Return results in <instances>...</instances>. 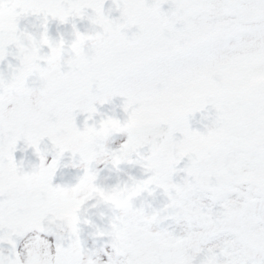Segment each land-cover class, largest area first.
I'll use <instances>...</instances> for the list:
<instances>
[{"label":"snow or ice","instance_id":"6c2138e0","mask_svg":"<svg viewBox=\"0 0 264 264\" xmlns=\"http://www.w3.org/2000/svg\"><path fill=\"white\" fill-rule=\"evenodd\" d=\"M104 3L17 0L14 5L17 15L42 14L45 25L48 17L61 23L86 17L96 30L87 39L92 54L78 59L70 80L57 71L45 81L36 90L35 107L31 73L18 76L10 103L3 99L0 74V245L14 250L17 238L33 233L23 257L13 251L10 259L0 257V264H82L79 209L97 197L120 209L110 221L111 251L100 264H264V80L252 79L264 76V0H112L119 12L114 19L104 13ZM11 26L15 29L18 19ZM133 27L138 31L128 35ZM42 28V43L51 47ZM73 29L75 39L84 38L75 24ZM224 66L235 69L227 83L217 76L215 91L152 124L134 127L129 118L124 124L128 140L106 153L114 165L137 163L131 155L148 145L139 163L149 175L129 179L134 190L149 195L162 190L167 203L159 211L146 214L144 207H134L119 187L95 186L89 168L71 189L53 185L59 156L77 139L87 144L96 134L94 128H77L74 112H94L97 102L119 96L131 114L132 101L211 76ZM206 106L214 110L211 122L203 131L192 129L190 120ZM60 114L64 119L57 132L49 121ZM45 135L59 147L50 161L38 148ZM208 136L215 137L211 143H195ZM19 141L40 161L23 174L32 184L15 179L22 174L13 155ZM178 171L185 176L174 183ZM70 193L78 198L68 223L59 218L65 210L56 201ZM166 221L176 227L169 230Z\"/></svg>","mask_w":264,"mask_h":264},{"label":"rangeland","instance_id":"374dc122","mask_svg":"<svg viewBox=\"0 0 264 264\" xmlns=\"http://www.w3.org/2000/svg\"><path fill=\"white\" fill-rule=\"evenodd\" d=\"M16 1V0H12ZM7 6V8H5ZM5 7L0 5V19H7L10 15H13V19H19L23 23L28 24L29 27L34 29L35 32L41 33L43 31L42 25L46 26L47 33L51 34H74L73 24H75V30L83 34H92L96 30V25L93 24L88 18H73L67 23H61L57 19L51 17L47 18V23L45 25V17L42 14H34L32 12L20 13L18 7H11V0L5 2ZM162 9L167 11L169 9V4L164 3ZM104 13L110 18H117L119 16L118 10L112 4V0H105ZM15 14V15H14ZM138 31L136 27L128 30L127 34L131 35L133 32ZM85 48L77 50L76 56L69 61L56 64L49 68L43 75L39 77L32 78L28 82V87L32 89L29 93L31 102L33 106L36 105L37 93L36 90L47 80L53 77L54 73L57 71L60 74H64L65 70L71 69L72 61L80 56L82 53H91L93 49L90 44L83 45ZM235 69L232 66H224L218 69L213 75L202 78L200 80L192 81L190 83L184 84L178 88L170 89L159 94H153L145 96L142 99L134 100L129 104L131 109V114L125 110L122 102V98L117 96L113 97L111 100L103 102L99 107H103L105 104L107 107L113 106L117 108L121 113H125L127 119H111L110 122L105 124V128L100 130L98 127L95 132H97L91 139L90 143L85 144L84 141L79 140V142L85 145L84 151L78 155L76 158L63 159L57 166L56 171L52 177L53 185L59 184L67 188H73L80 183V180L84 174L85 168H89L95 175L94 184L95 186L104 189L105 191L111 190L114 187H119L124 190L125 195L129 193H137L138 190H134L131 187V181L129 178L134 180H143L148 176V172L145 168L141 167V163H135L134 165L124 169V170H113V163L111 159L106 155L109 149H117L123 144L125 140V134H119L114 131V128L122 127L126 122L129 121L131 124L147 122L154 123L158 118L172 115L179 111L186 105L193 103L196 98L204 93H210L215 91L216 88V77H220V82L227 83L234 73ZM71 79V78H70ZM68 78V80H70ZM253 80H264V76L252 77ZM9 103V101H6ZM95 105V111H76L73 116L87 115L88 118H79V121H89L90 124L93 123L91 116L94 114H99L103 116L104 111L97 110ZM207 108V107H206ZM207 111L198 112L195 114L194 119L190 120V127L197 131H203L202 119L205 124L211 122L214 115V110L207 108ZM102 114V115H101ZM58 119V117H57ZM63 122V115L61 116ZM81 125L78 122V126ZM214 136H208L204 138L197 137L195 143H211L214 140ZM85 154L89 158L85 159ZM29 159H27V158ZM20 172L21 175L16 176V182L22 184H32V177L23 175L24 173H31L34 165L39 164V158L34 157L28 152L24 153L20 159ZM65 164L68 166L66 167ZM182 168V167H178ZM185 176L183 171H178L173 175V182L178 183ZM127 185V187H126ZM78 198L77 194L70 193L68 196L56 201V207L62 208L65 211L59 216L60 219L65 222H72L73 214L72 209L74 207V201ZM140 207H144L146 214L150 213L152 209L158 210L159 207L154 206V201L152 199L146 200L141 199ZM156 202L159 206H163L167 201L162 198H156ZM108 201L101 199L99 197L90 199L83 207L79 209V235L82 242V246L85 248L86 252L82 255V264H100V261L106 262L107 256L104 253L111 251V242L108 239V235L105 234H95L96 230H99L101 223L103 224L104 217L110 213L107 207ZM136 207V205H134ZM115 210V211H114ZM112 212V215L117 216L120 209L118 206ZM94 214L91 220L87 219L88 214ZM100 214V215H99ZM113 217L107 220V226L111 228L110 221ZM165 225L172 230L176 226L170 221H166ZM33 233H28L27 235L16 239V252L21 254V257L25 254L24 245L29 241ZM105 238L100 239V236ZM52 241V238H46Z\"/></svg>","mask_w":264,"mask_h":264},{"label":"water","instance_id":"95a60500","mask_svg":"<svg viewBox=\"0 0 264 264\" xmlns=\"http://www.w3.org/2000/svg\"><path fill=\"white\" fill-rule=\"evenodd\" d=\"M11 25L12 23L0 24V74H2L4 81L5 79L15 80L21 73L33 74L43 69L47 64L67 56L76 47L87 42L88 39V36H84L83 39L79 40L75 39V36H48L51 41V47H49L42 43L41 36L33 34L27 27L18 24L13 29ZM49 147L59 153L57 144ZM147 149L148 145H145L139 150V154L133 153L130 159L133 161L142 160V157L147 153ZM80 150L81 147L75 144V146L69 145L64 152L78 153ZM186 160L187 158H184L180 165L184 166ZM131 164L133 163L122 161L115 167L124 168ZM61 235H63L62 232ZM13 251L7 244L0 245V257L10 259Z\"/></svg>","mask_w":264,"mask_h":264},{"label":"flooded vegetation","instance_id":"af4514ba","mask_svg":"<svg viewBox=\"0 0 264 264\" xmlns=\"http://www.w3.org/2000/svg\"><path fill=\"white\" fill-rule=\"evenodd\" d=\"M63 62H64V61H62V62L59 61V62L55 63L54 65H56V64H58V63H63ZM54 65H52V66H54ZM52 66H51V67H52ZM51 67H49V68H51ZM49 68H48V69H49ZM48 69H46V70H45L43 73H41V74L34 75L32 78L39 77V76L43 75ZM64 72H65V71H64ZM64 74H66V72H65ZM32 78H31V79H32ZM15 93H16V91L13 92V93H11V94H8V95L3 96L4 101H5V102H6V101H9V103H10V102L14 99ZM101 104H102V103H100L99 106H100ZM99 106H98L97 110H102V111H104V113H103V116H101V117H100L99 115H98V116H94V115L91 116V118L93 119V123H94V124H90L88 120H87V121H79V120H78L79 118H82V119L88 118L87 115H84V114H82V115H80V116H79V115L77 116V114H76V116L74 115L73 118H74V121H75V125H76V127L79 128V129H84V128H96V129H98V127H100V130H101V129H104V128H105V124H106L107 122H110V119H109L108 116L105 115L106 106L104 105L102 108L99 107ZM62 115H63V117H64V114H60V115L57 116L58 119H57V117H56L55 119L49 121V125H50L51 127L55 128V129L57 130V132H59L60 129H61V127H62V119H61V116H62ZM72 115H73V114H72ZM101 121L104 122L103 125L101 124ZM78 122H80L81 125L78 126ZM77 141H78V140H77ZM45 143H54V142H53V138H50L49 136L45 135L44 138L40 140L38 147H39L40 145H42V144H45ZM26 152H28V154H31V155L34 156L35 158L37 157V155H36V153H35V151L33 150L32 147H26L23 141H19V142L16 144V151L13 153L15 161H16L19 165H21V161H20L21 157H22L23 154L26 153ZM76 157H78V156H74V157H73V156H70V157H69V156H64V157H61V158H59V164H60V161L63 160V159H71V158H76ZM26 158H27V157H26ZM27 159H29V158H27ZM51 159H52L51 157H45V160H46V161H50ZM29 160H30V159H29ZM59 164H58V165H59ZM65 166L67 167L68 165L65 164Z\"/></svg>","mask_w":264,"mask_h":264},{"label":"clouds","instance_id":"9594fccd","mask_svg":"<svg viewBox=\"0 0 264 264\" xmlns=\"http://www.w3.org/2000/svg\"><path fill=\"white\" fill-rule=\"evenodd\" d=\"M105 30L108 31L110 29L106 28ZM17 78L15 80H13V79H5V81L3 83V89H4L5 95L9 94V90H11L13 92L17 90ZM257 81H259V80H257Z\"/></svg>","mask_w":264,"mask_h":264}]
</instances>
